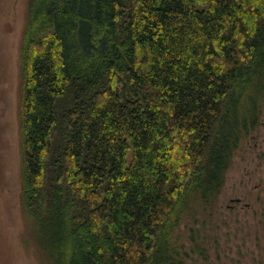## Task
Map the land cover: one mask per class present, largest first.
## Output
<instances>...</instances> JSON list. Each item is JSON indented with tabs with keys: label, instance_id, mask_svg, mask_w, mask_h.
I'll use <instances>...</instances> for the list:
<instances>
[{
	"label": "trees",
	"instance_id": "obj_1",
	"mask_svg": "<svg viewBox=\"0 0 264 264\" xmlns=\"http://www.w3.org/2000/svg\"><path fill=\"white\" fill-rule=\"evenodd\" d=\"M19 67L22 249L196 264L179 227L264 113V0H27Z\"/></svg>",
	"mask_w": 264,
	"mask_h": 264
},
{
	"label": "rangeland",
	"instance_id": "obj_2",
	"mask_svg": "<svg viewBox=\"0 0 264 264\" xmlns=\"http://www.w3.org/2000/svg\"><path fill=\"white\" fill-rule=\"evenodd\" d=\"M26 2L0 0V264H39L20 244L19 47ZM179 232L196 264H264V113L235 150L216 205ZM191 234L195 245L206 242L199 257L191 252Z\"/></svg>",
	"mask_w": 264,
	"mask_h": 264
},
{
	"label": "flooded vegetation",
	"instance_id": "obj_3",
	"mask_svg": "<svg viewBox=\"0 0 264 264\" xmlns=\"http://www.w3.org/2000/svg\"><path fill=\"white\" fill-rule=\"evenodd\" d=\"M236 201V200H235Z\"/></svg>",
	"mask_w": 264,
	"mask_h": 264
}]
</instances>
